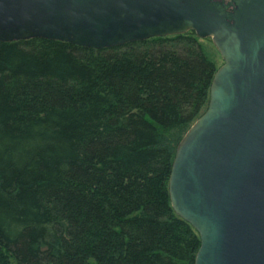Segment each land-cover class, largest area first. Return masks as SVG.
Returning <instances> with one entry per match:
<instances>
[{
  "label": "trees",
  "instance_id": "trees-1",
  "mask_svg": "<svg viewBox=\"0 0 264 264\" xmlns=\"http://www.w3.org/2000/svg\"><path fill=\"white\" fill-rule=\"evenodd\" d=\"M218 68L193 30L0 40V264H195L169 180Z\"/></svg>",
  "mask_w": 264,
  "mask_h": 264
},
{
  "label": "water",
  "instance_id": "water-1",
  "mask_svg": "<svg viewBox=\"0 0 264 264\" xmlns=\"http://www.w3.org/2000/svg\"><path fill=\"white\" fill-rule=\"evenodd\" d=\"M193 30L223 63L178 144L169 191L195 264H264V0H0V40L105 48Z\"/></svg>",
  "mask_w": 264,
  "mask_h": 264
},
{
  "label": "rangeland",
  "instance_id": "rangeland-1",
  "mask_svg": "<svg viewBox=\"0 0 264 264\" xmlns=\"http://www.w3.org/2000/svg\"><path fill=\"white\" fill-rule=\"evenodd\" d=\"M203 45L206 47L208 55L220 66L223 63V58L213 43L212 38H201Z\"/></svg>",
  "mask_w": 264,
  "mask_h": 264
}]
</instances>
